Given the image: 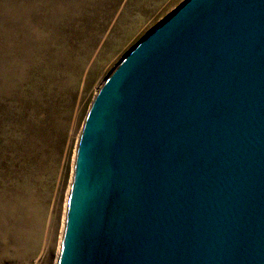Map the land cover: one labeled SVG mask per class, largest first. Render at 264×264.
<instances>
[{"label":"water","instance_id":"1","mask_svg":"<svg viewBox=\"0 0 264 264\" xmlns=\"http://www.w3.org/2000/svg\"><path fill=\"white\" fill-rule=\"evenodd\" d=\"M57 264H264V0H185L110 72Z\"/></svg>","mask_w":264,"mask_h":264},{"label":"rangeland","instance_id":"2","mask_svg":"<svg viewBox=\"0 0 264 264\" xmlns=\"http://www.w3.org/2000/svg\"><path fill=\"white\" fill-rule=\"evenodd\" d=\"M185 0H0V264H57L73 158L110 72Z\"/></svg>","mask_w":264,"mask_h":264},{"label":"bare ground","instance_id":"3","mask_svg":"<svg viewBox=\"0 0 264 264\" xmlns=\"http://www.w3.org/2000/svg\"><path fill=\"white\" fill-rule=\"evenodd\" d=\"M74 163H75V154H74V158H73V166H74ZM73 169H72V172H73ZM72 179H73V175H72ZM71 183L72 182H70V184ZM70 186L68 187V190H67L66 201H65V206H64V210H63L64 215L62 216L60 236H59V241H58L59 243H58V249H57V256H59V253H60V250H61V244H62L64 232H65V221H66L67 205H68L69 194H70Z\"/></svg>","mask_w":264,"mask_h":264}]
</instances>
